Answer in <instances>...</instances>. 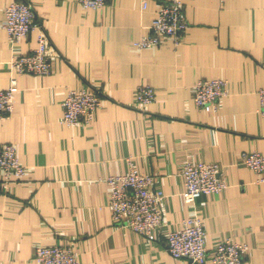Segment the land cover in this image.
<instances>
[{"label":"crops","instance_id":"0c3cea01","mask_svg":"<svg viewBox=\"0 0 264 264\" xmlns=\"http://www.w3.org/2000/svg\"><path fill=\"white\" fill-rule=\"evenodd\" d=\"M13 0H0L4 8ZM49 42L47 76L20 74L7 62L38 45L39 28L13 48L0 26V89L16 81L13 112L0 119V143L11 142L26 167L21 181L0 180V264H37V245L71 242L79 264H192L174 258L165 234L198 214L206 249L224 238L244 243L243 264H264V182L241 163L264 154V0H183L188 29L179 44L138 51L133 42L167 0H106L99 9L77 0H29ZM226 81L215 112L199 109L193 85ZM141 82L155 88L143 111L133 102ZM98 91L100 108L87 125L62 121L68 88ZM218 162L229 186L183 200L185 160ZM134 166L152 174L165 194L154 239L112 219L106 178ZM204 264H211L205 262Z\"/></svg>","mask_w":264,"mask_h":264},{"label":"built area","instance_id":"2783aa9c","mask_svg":"<svg viewBox=\"0 0 264 264\" xmlns=\"http://www.w3.org/2000/svg\"><path fill=\"white\" fill-rule=\"evenodd\" d=\"M84 8L99 10L106 0H77ZM147 7V0H141V8ZM183 0H167L161 4L150 24V33L133 42L138 51L158 46L164 38H171L179 44L188 29L184 16ZM0 26L5 29L13 48L25 39L35 28H39L38 45L24 53L12 54L7 65L20 74L47 76L52 70L49 42L39 21L35 19L33 5L29 0H13L3 11ZM16 81L11 79L6 88L0 89V119L9 116L15 107ZM193 100L199 109L215 112L220 98L227 94L226 81L221 78L198 79L192 88ZM260 114L264 116V86L258 90ZM155 99V88L148 82H141L133 89V102L143 111ZM102 103L98 91L87 86L68 88L61 103L62 121L69 126L87 125ZM241 163L253 170L257 182H264V154L245 151ZM26 167L20 163L13 143H0V180L3 183L21 181ZM181 174L184 180L183 200L194 202L202 195L216 194L229 186L226 174L218 162L185 160ZM109 187L108 205L112 219L148 239H154L156 230L163 225L162 202L165 194L154 185L152 174L142 173L134 166L124 174L106 178ZM167 250L174 258L184 257L192 264H243L248 246L232 238L219 240L209 252L206 249V230L198 214L182 219L181 226L165 234ZM37 264H79V251L71 242L49 246L37 245L34 251Z\"/></svg>","mask_w":264,"mask_h":264}]
</instances>
